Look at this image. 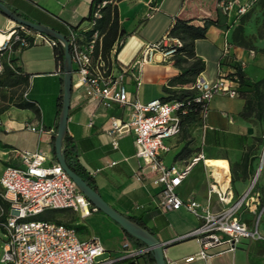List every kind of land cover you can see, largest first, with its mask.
<instances>
[{
  "label": "crops",
  "instance_id": "0c3cea01",
  "mask_svg": "<svg viewBox=\"0 0 264 264\" xmlns=\"http://www.w3.org/2000/svg\"><path fill=\"white\" fill-rule=\"evenodd\" d=\"M2 1L30 21L66 32L63 22L71 25L84 23L92 0ZM231 2L226 19H220L223 26L209 25L205 37L195 40L194 50L196 56L205 64L201 71L203 77L214 80L219 74L229 73L235 69L236 60L220 62L224 43L228 42L230 54L235 59L240 58L246 62L243 71L249 81L239 85L238 89L250 93L253 89L251 81H258L264 77V38L256 37L253 40L254 49L245 48L233 43L232 31L240 21L241 15L236 13L239 5L251 2L247 9L250 14L243 24L244 34L247 36L257 35L262 11L258 12L260 6L257 0H231ZM114 5L118 12L120 36L132 32L139 34L148 32L153 26L163 34L176 18L189 19L195 25H203L205 18L216 19L219 12H222L220 9L223 10L219 6V0H116ZM150 6H157V9L150 10ZM8 22L7 27L16 24L10 18ZM19 52L20 50L14 51L10 56L18 57ZM1 62L3 67V62H7L6 57H3ZM17 64L21 67L19 58ZM180 71L174 59L166 63L144 64L138 72L141 78L137 92L138 99L147 102L164 96V87H167L170 78ZM19 73L22 76L26 74L23 69ZM32 77L35 79L43 76L28 75V79ZM49 78L53 80L52 87L42 92L38 98L31 97L30 83L23 88V91L28 89V96L27 99L21 96V100L34 101L32 107H18L12 104L0 113V174L5 165L18 164L14 149L30 151L41 149L47 153L45 163L57 161L53 141L59 114L57 101L59 95H62V72ZM135 80L130 73L125 78L127 89L132 96L136 92ZM142 86H145L148 92L141 96L139 90ZM244 105L245 98L241 95L235 97L224 94L213 95L207 106L206 127L192 125L189 128V130L194 128L199 130L198 150L192 155L184 156L179 153L182 149L181 143L177 144L179 135L169 140L170 150L161 155L166 163L182 165L196 153L201 151L204 154L205 163L202 160L195 163L177 188L181 198L193 197L201 203H206L211 169L206 164V158L209 160L223 158L227 161L231 177L235 178V182L232 181L233 190L235 184L236 188L241 189L239 194L258 174L255 172L258 153L251 150L258 146L257 138L262 136L264 124L253 115L249 118L241 116L240 112ZM110 116L124 118L125 112L116 105L105 106L98 100L89 98L82 89L72 88L65 134L69 156L76 157L86 173L94 180L98 193L109 205L124 215L139 220L142 226L150 230L160 241L171 243L196 227L199 221L183 207L164 212L156 206L157 189L150 185L148 178L138 180L133 175V171L142 164V159L135 155L133 135L127 133L118 136L117 147H114L111 143L112 134L108 130ZM36 124L42 126L44 130L30 128L31 125ZM174 147H177L175 153L169 154ZM245 154H247V162L243 168ZM197 165L200 168L194 170ZM220 206L221 204L213 196L210 207L215 210ZM99 212H91L82 217L71 209H52L48 217L56 222L74 226L81 238L97 237L106 251L117 255L124 250L125 232L111 218ZM68 214L71 217H67ZM76 216L81 217V220L89 219L96 229L103 227L107 232L101 233L92 227L87 232L83 228L76 227L79 223ZM61 217L65 220L69 218L70 222L61 220ZM246 217L252 218L247 215ZM130 240L137 248L131 238ZM252 242L249 249L243 247L244 243L247 244L243 240L233 253H229L231 264H264V245L258 241ZM203 260L207 264V261ZM138 262L150 264L143 256L138 258ZM167 264L176 263L167 261ZM209 264H211L210 259Z\"/></svg>",
  "mask_w": 264,
  "mask_h": 264
},
{
  "label": "built area",
  "instance_id": "2783aa9c",
  "mask_svg": "<svg viewBox=\"0 0 264 264\" xmlns=\"http://www.w3.org/2000/svg\"><path fill=\"white\" fill-rule=\"evenodd\" d=\"M115 2L101 0L82 24L63 22L71 58L72 88L82 89L89 98L105 106L116 105L123 109L124 118L110 116L109 119L112 145L117 147L118 136L131 133L135 155L142 159V164L133 171V175L138 180L148 178L150 185L157 189L156 206L164 212L183 207L198 219L196 227L178 238L195 237L200 246L198 252L184 258L185 262L205 259L209 264V259L214 255L233 253L243 240L250 239L264 245V229L261 227L264 204L260 202L259 192L255 189L258 174L242 193L235 196L229 166L228 176L221 179L210 169L206 203H201L193 197L181 198L177 188L191 167L199 160L204 161V154L200 151L182 165L166 163L161 156L170 150L169 140L181 133V117L188 112L190 102L202 105L200 121L205 128L207 106L213 95L239 96L237 76L230 75V72L221 73L216 79L207 80L199 72L186 86L193 91L190 98H154L141 102L137 97L141 84L139 70L147 63L173 60L182 46V40L172 36L168 28L156 41H144L131 65L126 67L118 64L115 54L124 42L123 37L115 39L108 52H105L103 34L98 27V20L102 17L101 8ZM231 4V0H219V6L227 13ZM250 4L239 5L237 15L245 13ZM150 8L157 9V6ZM0 35V71L2 58L6 57L7 64L12 67L10 54L22 47L40 42L63 48L62 40L22 24L7 27V30L0 31ZM233 60L244 68L246 62L235 59L229 52V43L225 42L220 62ZM61 72L62 66L58 65L51 73ZM129 73L136 79L134 96L125 82ZM22 96L27 99L28 89L23 91ZM30 128L44 130L37 124ZM13 152L18 164L5 165L0 174V227L5 236L0 264H140L138 258L149 252V249L146 246L135 248L126 234L121 253H109L99 258L106 249L97 237L81 238L74 226L56 222L49 217L32 218L46 209H71L82 217L98 209L58 161L45 163V151L14 149ZM213 196L221 204L215 210L210 207ZM244 211L256 217L248 219ZM216 247L223 248L208 253L209 249Z\"/></svg>",
  "mask_w": 264,
  "mask_h": 264
},
{
  "label": "trees",
  "instance_id": "16d2710c",
  "mask_svg": "<svg viewBox=\"0 0 264 264\" xmlns=\"http://www.w3.org/2000/svg\"><path fill=\"white\" fill-rule=\"evenodd\" d=\"M101 0H92L89 8V13L85 17L88 19L90 17L91 11L95 8L96 4ZM228 1V0H224ZM258 5L261 8L262 18L260 20L259 27L257 28V35L256 36H247L244 34V21L249 16L250 11H246L240 17L239 23L234 27L232 31V41L233 43L245 47L254 49L255 45L253 44V40L256 37L264 38V0H257ZM15 13L20 15L21 17H25L22 13L17 12L15 9H12ZM102 17L98 20V27L101 29L103 34L102 36V44L103 50L108 52L109 48L111 47L112 43L120 36V25L118 20V12L116 5L106 4L102 8ZM222 12L218 14L216 19L212 18H205L203 25H195L190 22L189 19H181L176 18L174 22L169 27V32L172 36L177 37L182 40V46L178 48V51L174 57L175 64L181 69V71L170 78L169 85L164 87L165 95L161 96V99L168 100L171 98L177 99H185L190 98L193 94V91L186 88V86L194 80V77L204 69V61L197 57L195 54L194 46L195 40L197 38L205 37V32L209 25H219L223 26V23L220 22L221 20H225L227 16V12L220 9ZM22 47L20 50H22ZM54 48V58L56 62V66H62L63 59H64V51L62 46L57 45L53 46ZM120 48V47H119ZM18 57L13 56L10 57L9 60L12 63V67H10L7 62H3V67L0 72H5L6 76H12L14 79H18L19 84H22L23 87L27 86L28 83V74L22 76L19 72L22 69L17 64ZM225 61H222V63ZM235 69L230 72V75H236L239 85L248 82L249 78L245 75L243 69L239 66L238 62L234 63ZM253 89L250 93L246 91H240L238 89L239 95L245 98V105L240 112V115L244 118H249L250 116H254L259 121H264V77H262L258 81H251ZM23 93V92H22ZM22 96V95H21ZM61 97L59 95L57 106L58 111L60 110L61 106ZM22 98V97H21ZM34 101H20L16 102L15 105L18 107H32ZM202 105L200 103H196L191 101L188 105V112L181 117V133H187L189 131L190 126L192 125H201L200 121V110ZM5 108L0 109V113L3 112ZM259 138H257L258 140ZM63 147L65 151V158L67 161V165L71 170L79 174L84 180L94 189H96L94 180L86 173L85 169L82 165L78 162L76 157L69 156V152L67 149V137L65 135L63 140ZM198 149H196L197 151ZM181 155L188 156L190 155V149L186 148L184 145L179 152ZM247 162V154L243 156V168L246 166ZM233 181V178H232ZM257 183V182H256ZM257 188L255 184V189ZM260 194V189H256ZM261 200L260 202L262 203ZM99 211V210H98ZM262 216V215H261ZM132 220L136 221L137 223H142L137 220L136 218H131ZM264 229V228H262ZM125 234L129 236L132 241L135 243L137 247H143L144 244L126 232ZM145 257V261L150 264H154V259L150 252L144 253L141 255Z\"/></svg>",
  "mask_w": 264,
  "mask_h": 264
},
{
  "label": "rangeland",
  "instance_id": "374dc122",
  "mask_svg": "<svg viewBox=\"0 0 264 264\" xmlns=\"http://www.w3.org/2000/svg\"><path fill=\"white\" fill-rule=\"evenodd\" d=\"M260 11L261 8H258V12ZM258 18H260V15L258 16ZM8 24H9L8 17L0 12V31L7 30ZM59 32L65 35V30L63 31L59 30ZM161 34L162 31H158L157 27L154 26L151 27L148 32L147 31L140 32V34L135 32L122 34L121 37H123L124 43L120 46V48L115 54V59L117 63L122 66L128 67L137 57L144 40L156 41L157 39H159ZM53 51L54 48L52 45H49L47 43L37 42L33 45L24 47L22 50H20L19 53H17L21 64V68L25 71L26 74L28 75L32 74V76L33 75L43 76V77H37L35 79H33V77L32 79H28V83H30V88L32 92L31 97L38 98L42 92L48 91V89L52 87L53 80L50 79L49 77L57 75L51 73L56 69V62ZM23 88H24L23 85L19 84L18 79H14L12 76L10 77L6 76L5 72H0V109L2 108L6 109L10 105L20 101ZM139 92L140 95L142 96L144 94H147L148 90L145 89V86H142ZM149 92L151 91L149 90ZM261 122L262 124H264V121ZM198 131L199 130L194 128L192 130H189L187 133L179 134L177 144L181 143L182 147L186 145V148L190 149V155H192L196 151V149H198L197 148ZM258 138H259L258 146L254 147L251 151L258 153L255 172L259 173L256 186L258 189H260V194H261L260 201H261L264 200V163H262L264 162V160H262L264 159V157H262V153H264V128H262V136ZM176 150L177 147L172 148L169 154H174ZM210 163L222 168L227 167V161L223 158H217L215 160H209L208 158H206V164H210ZM197 168L198 169L200 168L199 165L195 166L193 169L196 170ZM231 173L233 176L232 167H231ZM234 180L235 178L233 177V183L235 182ZM240 190L241 189L236 188L234 184V192L236 195L239 194ZM262 204H264V201H262ZM51 212L52 209H46L44 212L35 215L32 218L35 219L47 218ZM99 213L104 214L102 211H100ZM244 213L249 217L252 216L253 219L256 217L254 214L248 211H244ZM66 216L71 217L70 214ZM60 219L70 222L69 218L65 220L61 217ZM76 220L79 221L76 227L83 228L87 232L91 230V227L93 229L95 228V226H93L92 222L89 219L81 220V217L76 216ZM253 223L254 221H252V224ZM261 227L264 228V211H262V216H261ZM96 230L101 233L107 232L106 229L103 227H99ZM4 239H5L4 232L0 227V257L2 254V244ZM244 242H246L247 244L244 243L243 247L250 249L253 243L252 240L250 239L244 240ZM199 248L200 246L195 237H185L179 240L176 239L173 242L166 244L164 248V254L167 261H175L176 264H206L203 259H196L190 262L184 261V257L198 252ZM222 248L223 247L211 248L208 250V253H215L216 251ZM108 254L109 252L105 251L99 258L106 257ZM210 260H211V264H231L229 253L214 255L210 258Z\"/></svg>",
  "mask_w": 264,
  "mask_h": 264
},
{
  "label": "water",
  "instance_id": "95a60500",
  "mask_svg": "<svg viewBox=\"0 0 264 264\" xmlns=\"http://www.w3.org/2000/svg\"><path fill=\"white\" fill-rule=\"evenodd\" d=\"M0 12L16 22L17 24L26 25L33 29L39 30L53 37H56L63 41L64 59L62 63V97L61 106L58 114L57 128L54 134L53 148L54 154L62 166V168L69 174L72 180L76 183L79 189L83 192L86 198L102 211L105 215L116 222L121 229L131 237L140 240L144 246L149 249L154 259V264H167V260L164 254V247L167 242L160 241L150 230L136 221L132 220L129 216L114 209L109 205L98 193V191L92 188L83 177L74 172L67 165L65 158V151L63 147V140L67 129V118L69 111L70 96L72 91L71 86V58L67 45V41L62 33L59 31L45 26L38 22L30 21L24 17H21L15 13L10 7H8L2 0H0Z\"/></svg>",
  "mask_w": 264,
  "mask_h": 264
},
{
  "label": "bare ground",
  "instance_id": "6f19581e",
  "mask_svg": "<svg viewBox=\"0 0 264 264\" xmlns=\"http://www.w3.org/2000/svg\"><path fill=\"white\" fill-rule=\"evenodd\" d=\"M2 36L0 35V40H1ZM262 157H264V153H262ZM264 160V159H262ZM205 163V160H204ZM264 163V162H262ZM208 166L211 167L213 174L218 178L221 179L222 177H227L228 176V167H225L223 169H221L220 167H218L217 165H214L212 163L208 164ZM259 174V173H258Z\"/></svg>",
  "mask_w": 264,
  "mask_h": 264
}]
</instances>
